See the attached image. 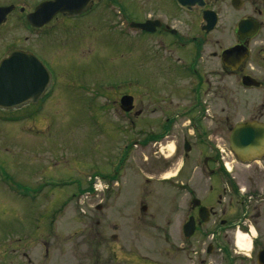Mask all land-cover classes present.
I'll list each match as a JSON object with an SVG mask.
<instances>
[{"label": "flooded vegetation", "instance_id": "obj_1", "mask_svg": "<svg viewBox=\"0 0 264 264\" xmlns=\"http://www.w3.org/2000/svg\"><path fill=\"white\" fill-rule=\"evenodd\" d=\"M42 1L0 0V7H11L0 22V63L15 52L30 55L22 57L21 62L8 63L5 76L9 75L10 70H18L22 74L27 70L28 75L33 80L38 78L40 83V64H43L48 75L41 98L11 108L0 107V125L9 122L35 125L39 120L42 101L50 97L51 91H55L58 79L63 81L68 78L67 73L65 75L57 70L53 62L58 47L51 33L70 28L75 31L72 39L76 42L74 37L78 36L81 40V32H97L99 37L100 31L108 28L129 38L137 36L140 44L138 47L132 46L131 51H137L138 56L134 58L145 60L149 66L146 81L131 76L128 90L121 92V86L126 85H121L120 79L113 78L108 88L115 97L109 93L111 91L103 94L111 101L102 106V112H109L102 114L100 131L103 139H107L106 134L115 137L127 133L119 126L121 119L120 123H126L131 133L125 136L123 142L116 141L110 156L112 158L108 157V162L105 161L110 170L108 174L101 175L107 185L104 192L118 191L121 170L124 173L127 168H136L147 178V182L156 174L161 176L164 171H173L171 176L162 177L169 187L165 191L167 200L162 210L158 209V205L151 209L145 200L117 205L116 200L104 202L99 199L100 202L94 206L89 203L85 205L102 212V215L87 216L93 210L83 208L79 222L83 227L81 230L91 236L92 251L99 257L96 264H105L100 263L101 252L109 256L108 261L111 262L116 257V250L131 251V240L135 242L137 234L132 229L123 233V229L137 224L136 220L143 217L152 222L150 227L153 230L157 228L156 224H163L160 235L164 264H222L223 261L233 264L242 254L235 243L236 229L251 236L252 229L256 230L253 237L258 245L257 259L258 252L264 249V153L252 159L247 155L240 158L233 153L234 160L229 161L225 160L223 153L217 155L211 149L216 140L215 120L208 112L215 97L217 58L220 71L228 77L237 76L244 91H264V0H229L233 9H245L246 13L234 20L233 39L219 50V56L216 50L211 49L216 43L215 29L209 32L203 30V11L210 9L218 15L219 4L226 0H205L203 8H185L176 0H92L91 6L79 14L66 16L57 13L46 23L37 26L28 20V16ZM186 15L191 16V19L188 16L190 24L186 29L189 31L187 35ZM242 19L254 21L257 25L255 32H246L240 37L237 26ZM138 24L146 25L143 28ZM180 79H185L186 84L182 85ZM32 84L35 85V80ZM3 91H9V88L6 86ZM13 91H25V88L16 87ZM123 95L131 97L128 111L124 110L128 105L122 107L120 102ZM206 96L210 98L209 105H205ZM257 100L256 107L250 100L245 102L244 118L239 123L264 124V104L259 98ZM110 112L116 115L117 124L108 120ZM225 123H228V119ZM233 127H229L228 144ZM2 137L0 129V140ZM177 137L181 143L174 146L172 155L165 154L169 139ZM196 141L203 142L207 149L201 151L199 159L192 161L188 154L194 147L192 142ZM217 147L220 150V146ZM180 149L183 153L179 152ZM176 157H180V162L175 161ZM233 161L244 167H228ZM0 188L5 193L14 191L3 183L2 178ZM41 191L39 187L35 190ZM113 211L122 215H115ZM136 212L140 215H132ZM172 220L177 222L175 233L169 229ZM119 223L120 226L117 225ZM121 224L126 227L123 228ZM148 234L154 237L153 232L149 231ZM174 234L177 239L171 241L169 236ZM17 235L30 236L25 230L17 232ZM171 244L175 246L174 249H170ZM33 248L20 252L25 264H38L31 255ZM43 249L46 255L45 243ZM140 256L143 257V254ZM174 258L178 263L174 262Z\"/></svg>", "mask_w": 264, "mask_h": 264}, {"label": "rangeland", "instance_id": "obj_2", "mask_svg": "<svg viewBox=\"0 0 264 264\" xmlns=\"http://www.w3.org/2000/svg\"><path fill=\"white\" fill-rule=\"evenodd\" d=\"M245 13V9H233L229 0L219 4V22L214 31L216 43L211 48L217 51L218 56L219 50L229 45L233 39L234 20ZM188 16H185V30L190 24ZM105 29L100 31L99 37L97 32H81V40L78 36L74 37L76 42L72 39L75 31L70 28L66 31L58 29L56 36L54 32L51 33L58 47L53 62L57 70L63 71L65 75L67 73L68 78L63 81L58 79L55 91H51L50 97L42 101L39 120L35 125L27 122L0 125L3 134L0 140V178L8 188L14 190L5 193L0 188V264H25L20 252L29 247H34L31 255L38 264H96L99 257L92 251L91 236L81 230L83 227L79 223L83 215L81 211L89 207L85 205L89 203L94 206L100 202L99 199L104 202L116 200L117 205L145 200L151 209L156 208L155 205L159 206V210L164 209L167 200L165 191L169 187L162 177L171 176L173 171L170 170L164 171L161 176L154 175L147 182V178L137 172L136 168H127L124 173L121 170L118 179L120 188L117 192L102 191L106 184L101 175L108 174L110 170L106 162L113 153L114 144L118 140H121L118 143L123 142L125 136L131 135L127 124L120 123L121 119L119 126L127 133L115 137L106 134L107 139H103L100 131L102 114L109 112H102V106L111 102L103 94L111 91L108 87L113 78L120 79L121 85H126L121 86V92L128 90L131 76L139 81H146L149 66L145 60L134 58L138 56L137 51H131L132 46L138 47L140 44L137 36L129 38L121 32ZM188 32L186 30L185 35ZM66 44L70 46H65ZM217 70L215 97L211 101L212 109L208 112L216 126V140L215 144L211 142V149L220 155L217 145L220 146L225 160L229 161L234 160L228 144L229 127L243 121L247 100L252 101L254 107L258 102L257 98L264 104V91H244L237 76L228 77L220 71L218 58ZM180 83L186 84L185 79H180ZM109 93L113 96L112 91ZM209 99L206 96L205 105L210 104ZM114 115L110 112L108 120L117 124L118 120ZM226 119L228 123H225ZM169 140L164 153L172 155L174 146L181 142L178 137ZM192 145L194 147L188 158L196 161L201 151H206L207 148L201 141L192 142ZM179 152L183 153L182 149ZM179 158L176 157L175 161L180 162ZM228 167L244 166L233 161ZM37 187L43 191L35 192ZM95 188L99 189L97 195L89 196L88 192ZM32 199H36L34 203L31 202ZM88 209L93 211L87 216L102 215L101 211L96 212L92 207ZM56 210L58 211L55 212ZM115 212V215H122ZM132 215L140 214L136 212ZM172 221L169 229L175 233L177 222ZM136 222L138 223L127 228L121 224L125 228L123 233L132 229L137 234L136 241L131 240L130 243L132 250H116V257L111 262L108 261L109 256L101 252L100 263L164 264L163 240L160 235V226L163 224H156L157 228L153 230L150 227L152 222L145 217ZM117 225L120 226V223ZM22 230L27 231L30 236L25 238L17 235ZM149 231L154 233V237L148 234ZM239 232L247 235L245 231L236 229L235 243ZM252 234L255 236L256 230L252 229ZM253 236L248 241V247L240 248L242 254L233 264H257L258 245L256 246ZM169 237L171 241L177 239L176 234ZM43 243L47 246L46 255ZM173 247L175 248L171 244L170 249ZM174 262L178 263L177 258H174ZM222 264L226 262L223 261Z\"/></svg>", "mask_w": 264, "mask_h": 264}, {"label": "water", "instance_id": "obj_3", "mask_svg": "<svg viewBox=\"0 0 264 264\" xmlns=\"http://www.w3.org/2000/svg\"><path fill=\"white\" fill-rule=\"evenodd\" d=\"M92 0H44L40 2L35 10L29 14L28 20L37 26L42 25L49 21L55 14L61 13L66 16H73L79 14L91 6ZM176 2L185 8L191 6H205V0H176ZM10 6L0 7V22L3 20ZM204 26L203 30L206 32L212 31L218 23V16L215 11L206 9L203 11ZM146 24H138L145 28ZM257 25L251 19H242L238 22L237 34L242 37L246 32H255ZM22 57H30L29 54L13 53L9 58L4 59L0 63V107L11 108L18 106L26 101H36L43 96L44 88L48 83V75L45 72L43 64L41 65V78L38 83V78L35 80V85L32 84L33 77L28 75L25 70L24 74L21 71H9L6 77L7 64L10 62H21ZM9 91H3L5 87ZM16 87H24L25 91H13ZM33 89L34 91H27ZM131 97L123 95L120 102L122 107L128 105L124 110L130 109ZM229 144L231 151L238 155L240 158L244 156H251L249 158L258 157L264 153V124L263 123H238L234 125L229 137ZM257 264H264V249L260 250L257 254Z\"/></svg>", "mask_w": 264, "mask_h": 264}, {"label": "bare ground", "instance_id": "obj_4", "mask_svg": "<svg viewBox=\"0 0 264 264\" xmlns=\"http://www.w3.org/2000/svg\"><path fill=\"white\" fill-rule=\"evenodd\" d=\"M251 236H247L246 234L238 233L236 236V245L239 248L248 247V241H250Z\"/></svg>", "mask_w": 264, "mask_h": 264}]
</instances>
